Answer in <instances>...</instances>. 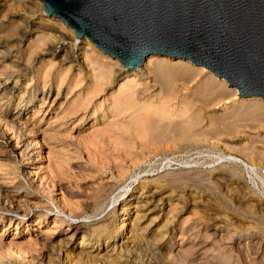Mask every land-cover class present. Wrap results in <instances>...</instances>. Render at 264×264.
<instances>
[{
    "label": "rangeland",
    "instance_id": "374dc122",
    "mask_svg": "<svg viewBox=\"0 0 264 264\" xmlns=\"http://www.w3.org/2000/svg\"><path fill=\"white\" fill-rule=\"evenodd\" d=\"M24 1H26L27 3L25 4L23 2L21 3V1L19 0H0V60H1L0 61V95H1L0 118L6 116L7 114L9 115L13 112L15 113L18 110L23 111L25 110V108L28 107L25 114L28 115L27 116L28 124H30L29 127L33 128V133L32 134L29 133L31 136L28 135L25 136L26 134H24V132L27 131L26 133H28L29 130L22 129V134L24 135L19 136V134H17L18 132L16 133L17 130L15 131V129L8 126L2 119H0V124H1L0 125V179L5 177L17 183L16 187H14L15 190L22 193L25 196V198L29 200L28 204L29 205L31 204L30 206H37L35 209L32 208L31 213L35 211L38 213L44 212L45 214H47L48 217L46 218V222H48V224L45 223L44 225H41V230H46V232L49 233L47 234L48 237L51 239L50 241L52 243V246L50 245L51 243L49 245L43 244L44 241L42 240L38 242L36 241L34 242L33 240L32 241L28 240V237L25 236L24 238L22 237L21 239H19L22 243L10 247V245L7 242L9 240V237H11L10 235H13V233L18 234L23 230L28 231L27 229L30 230V228L29 227L27 228V223L20 224L16 228L15 224L14 225L12 224L13 226L12 225L9 226L8 222L7 223L3 222L0 224V236L4 237L3 242H1L0 239V254L2 253L1 255L2 256L4 255L2 258L6 262V264H41V263L47 264L46 262L49 256H51L50 254H52L53 256L54 253L55 256V254H57L59 251L58 248L60 247H62L63 251H68L69 256L70 254L71 256H74L73 253H75L76 250H74L73 243L74 242L77 243L78 240L80 241L79 238L80 235H78L71 242H69L68 241L69 238H67V236L70 235L69 230H67L69 228L68 224L70 222H78L80 219H81L80 221L83 222L88 221L90 219L87 220L86 217L83 218L81 217L80 219L79 218L77 220L75 219V221L71 219L68 220V216L65 215L71 212V209L69 207L67 206L65 207V211H66L65 213L67 214H64L63 212H61L60 214L56 211V209H54L55 207L53 206L54 205L53 197L56 195V193H59L57 187H55L54 189L55 191H54L51 185L53 184L54 179H55L54 182L56 181L60 182L61 184H63L64 187H66V189L68 188V190L73 192V199L74 200L76 199V201L79 202L75 211L79 214H82L83 216L89 215L90 212L94 211V209L97 206L96 203V198L98 195L97 193H100L103 187L107 188L109 185L111 191L114 192L113 196L117 195L119 201L114 204L112 203V200H109L107 202V205H105V210L98 215L99 217L97 216V218L102 217L110 210H114L113 207L115 206L116 215L114 214V212L109 214L107 216L109 221L117 217V214H119L121 208L120 204L122 200L125 199V197L127 196L126 194H128L131 191V189H134L133 191L135 195L139 194V189L136 187L139 186L138 184L142 181L144 185L146 184L145 195L150 198H153L152 203L150 204V206H148L149 209L151 208V211H149L150 213L148 215L149 217L147 216L144 218L143 226L147 225L149 221H151V219H149L150 217H155L156 218L155 221L157 223L151 228V231H147L146 233L147 238H149L150 240L157 238L156 234L158 233L159 229L161 230L163 229V224L165 223L164 222L165 219H167V217L173 218V216L177 214V210L180 208L178 210V212L181 210L179 212L178 218H176L175 223L171 225V228H175L174 238L172 242H174L173 247L176 248L175 249L176 251L180 249L179 244L181 243V241L179 237L183 226L185 228V229L183 228V232H186V237H187L186 241H188L187 244L184 245L185 248V246L188 245L189 240L195 237V232H194L196 231L195 228H201L203 233H205L207 230H210V232L213 231L212 223L216 222L220 225L218 235L216 236V238H214L215 240L217 239L218 240L209 241L200 251L196 252L194 255L193 254L190 255L189 258H187L189 259L187 260V263L189 262L188 264H209V263L210 264L211 263L212 264L215 263L216 264L218 263L219 264H225V263L226 264H236V263L264 264V215L253 212L247 213L248 211L247 212L245 210L241 211V209L239 210L236 208L235 210L233 204L234 202L231 200L230 197L224 194L219 195V193L217 192L215 193V191L211 189L210 190L203 189L204 185L198 179L186 180L180 178V176L183 175L184 172L189 167H194L196 165V162L204 164L203 166L211 165L209 164L208 160L209 161L212 160V156L215 157L216 150L218 151V149L214 148V146L209 144L210 142L200 141L196 143V141L194 142L188 140L186 141L176 140V141H169L168 143H160V144H142L146 136H144L143 134L140 135L130 130L125 131V128L121 124H117L121 122L123 123V121L127 122L129 118L128 113L126 114V116L128 115L127 117L122 115L118 116L117 119L118 120L121 119L119 121H115V120L111 121L112 115H115V112L113 113L112 111L116 107L112 103L104 111L103 113L105 116L104 118L102 117L94 118L89 116L88 118H84V120L78 124H76V122L84 115L81 109H80L81 111L78 110L79 111L77 112L78 114L77 113L71 115L64 114L63 107L66 106V102L62 105V108L60 107L61 104L66 100L67 97L70 101L77 100L78 98H80L81 95L78 97L79 92L82 91L83 94L87 84L90 83L92 79L91 72L86 69L87 66L84 61L85 57L82 53L83 49H81L83 45V42L81 41L83 38L78 39L77 37H74L75 36L74 34L72 37L70 36V38L58 36V37H54L53 40H51L47 36L48 39L45 38L44 41L46 42V44L44 45L45 46L48 45L47 47L52 46L53 49H50L48 52L45 51L44 54H41L42 50H39L38 47L35 48L33 47L31 49L32 47L31 45L34 46L35 44L34 42H36V39L40 37L41 34L44 36L45 30L37 26L38 25L37 23H40L42 18L48 17L47 19L50 18V20L53 23H57V24H60L61 22H59L58 18L45 15L44 4L41 0H32L31 2L33 3L36 2L35 5H30L31 3L28 4V1L30 2V0H24ZM36 35H38V37H36ZM8 49H10V52L8 51L7 54L2 53V51L5 50L7 51ZM95 50L98 53L99 52L101 54L104 53L101 52L96 47ZM53 52L55 53L54 56L58 55L57 60H60L62 56H65L66 54H70L71 58L73 59V63L75 62L74 68L72 69V71L70 72L67 78L69 83L72 82L70 80L76 79L75 78L76 76L78 77V75L80 74L78 73L79 71L78 68L81 66L83 67V68L81 67L83 70L81 72L82 75L80 74V77L83 79L82 82L83 81L84 82L82 83L83 85L80 84L81 86L74 88L75 93L71 92L70 89H68L69 84L67 82L65 87L62 88V93L57 98L56 102L53 103L52 106H50V104L47 105V107L44 106V108L40 110V113H38V109H39L38 107L41 105V102L37 101L36 99L32 107V104L29 102L30 96L36 92L35 90L37 89L41 90L43 88L44 81H48L49 84L51 83V85L53 86L52 98L54 99L57 96V89L60 86L56 73L58 67L54 69L50 68V71H48V77H46L45 79L42 75L44 71L45 72L47 71L48 65L45 67V64L47 62V59L52 55L51 53ZM28 59H30L31 62ZM108 59L112 60V58L110 57ZM12 63H14L15 65ZM66 64L70 65L71 62L68 60L67 62H65L64 66ZM204 68H203L204 71H209V69H207L206 67ZM121 77L122 75L118 79L116 80L114 79V81L111 80L110 83L108 81L106 84L108 88H106V90L103 91V93L99 97H97V101L104 98H109L110 97L109 95H111L112 92L115 91V89L119 88L120 83H122L126 79L132 78L133 76L132 75L126 76L125 79L123 78L121 79ZM27 87L29 88L27 89ZM183 90L181 92H184ZM243 100H247V98L241 97L238 91L237 95H232L226 98L225 100H223L219 105H217L215 107V112L222 113L224 110L226 111L237 106ZM179 102L181 101H179L178 99L171 100V103L177 106L179 105ZM49 106L51 107L50 109L48 108ZM94 109H95V100L92 102L89 108L90 113H92ZM205 116H207V113L205 114ZM113 121L116 122L117 125H115ZM74 122L76 125L74 124ZM74 125L75 127L72 129ZM8 127L11 130L8 129ZM101 129L104 130L102 131ZM4 130H6V133L4 132ZM9 130L10 132H7ZM117 134L121 136H118ZM251 134L252 136L257 138L263 137L264 129L253 130L251 131ZM136 136H138L139 138ZM9 137L12 138L10 139ZM115 138L116 139L118 138L123 144L125 142V144L131 148L127 147L125 144L124 145L119 144L118 146L114 142ZM32 139L34 140L35 144H37L38 147L37 146L36 147L42 153L41 156L42 158L39 159L38 156L35 154L37 153V151L35 150L34 152L32 151L33 152L32 156L36 159V161H34L35 163L34 168L36 169V171H38L40 170L41 167L42 173L38 171V173L41 175L39 176V179L38 180L36 179L33 183H29L27 179L28 175H27L26 167H28L29 165L31 166L33 164V161L29 159L28 155L26 156L22 155V149H24L25 147L23 146V144H25L26 141ZM142 139L144 140L142 141ZM249 139L250 138H246L244 140V143L245 142L248 143ZM139 142H142L141 143L142 145ZM16 144H18V148H15ZM257 146L259 148H262L264 147V144L257 143ZM123 149L125 151H123ZM128 152H130L134 157L130 155ZM50 153L51 155L56 154L55 157L58 161H55V159L51 160L49 157ZM125 153H127L126 157L124 156ZM65 159L67 160L65 161ZM115 160H119V161L124 160V165H127L129 170L125 174L122 175L118 174V171L115 170L116 168L115 165L119 161L116 162ZM61 161L64 162L65 167L62 164L63 162ZM130 161H132V163ZM36 165L38 166L36 167ZM56 166L59 169L56 168ZM44 167L46 168L44 169ZM79 167L81 169H79ZM261 167L262 165L260 166L258 165L257 170L260 171ZM57 170L61 173V175L60 173H58ZM136 173L139 174V176L140 175L147 176L148 179L136 180L135 179L136 177L134 178L133 176V175H137ZM160 174H165L166 178L168 179L167 181L161 180V182L162 181L167 182L166 184L163 183L164 184L163 186L160 183H158L157 180H154ZM178 176L179 179L177 178ZM244 181L249 182L250 184H254V181L258 182L260 192L263 193L264 195V180H244ZM161 197L163 198V200L161 202H158L159 198ZM205 199L209 201H206ZM154 200H156L157 202ZM36 201H38V204ZM206 202L208 203L210 202V204H215V206L217 207L220 213L219 218L212 220L210 219L209 216L210 212L208 211L204 212L201 210L200 206H202ZM157 203L158 206H156ZM181 203L182 204L184 203L183 204L184 206ZM46 206L47 208H51L52 210L51 211L44 210L46 209ZM148 208L145 209L143 212H147ZM241 208L244 209L243 206ZM227 210L228 212L229 211L230 212L226 213ZM55 214H59L61 217L65 219L67 217V220L59 227L52 226L53 222L51 217H54ZM231 216L234 219H232ZM238 216L240 217V219ZM242 217H246L247 219L244 220L242 219ZM254 219L256 220V223H254L255 222ZM257 222L261 224L259 225ZM207 223H210L208 227H207ZM250 224L254 228L253 227L248 228ZM194 225L195 226L198 225L199 227L197 226L194 228L193 227ZM33 228L34 227L31 226V229ZM87 228L88 227L85 225L81 227V229L83 230ZM152 229H154V231H152ZM100 231L101 234L105 233V230L102 228L100 229ZM40 232L41 231L37 229L34 230V234L37 233L40 234ZM231 233L236 234L233 239H229L231 238ZM5 236H8V238H5ZM102 238H103L102 241L106 240L104 239L106 238L105 234L102 235ZM40 242L42 243V245ZM132 244L133 243H130V245ZM143 244L139 246L140 248H137L136 246H134L135 248L130 247L124 252H122V254L114 253L113 255L114 257L112 256L113 261L111 260L112 264H120V262L121 264H131V263L138 264V260H140V262L143 261V257L144 259L151 257L153 259L154 257V260L156 261V263L154 261V264H177V262H179V264L184 263L179 259L172 260V258L169 256L170 254L168 252V248H164V249L160 248L158 247V245H154L153 242H151L150 245L153 247L154 249L153 251L149 243L148 244L143 243ZM67 245L70 246L66 248ZM31 247L37 249L39 248V249L38 250L32 249L33 250L32 251L30 250ZM40 248L43 249L44 251L41 250ZM156 248L158 249V251H155L157 250ZM53 250L55 252H53ZM204 250H208V253L206 255L204 254L202 255V252ZM20 251L22 252L21 254ZM28 252L31 253L29 254ZM31 254L32 255L37 254L36 255L37 257L34 255L33 256L35 258L34 259L31 257ZM64 255L65 254L62 252V256ZM207 255H209L210 257L209 256L207 257ZM59 261L61 260L59 259ZM60 264H63L62 261Z\"/></svg>",
    "mask_w": 264,
    "mask_h": 264
},
{
    "label": "bare ground",
    "instance_id": "6f19581e",
    "mask_svg": "<svg viewBox=\"0 0 264 264\" xmlns=\"http://www.w3.org/2000/svg\"><path fill=\"white\" fill-rule=\"evenodd\" d=\"M19 1H21V3L23 2L24 4L27 3L24 0H19ZM31 1L32 0H30V2L28 1V4L31 3L30 5H35L36 2L33 3ZM43 4H44L45 15L58 18L59 22L61 23L60 24L53 23L50 20V18L47 19L48 17L42 18L40 23H37L38 24L37 26L45 30L44 36L42 34L40 37L36 35V37L38 38L36 39V42H34L35 44L33 43L34 46L30 44L32 46L31 49L33 47L34 48L38 47L39 50H42V53L41 52L40 53L44 54L45 51L48 52L50 49H53L52 46L47 47L48 45L47 46L44 45L46 44L44 40L45 38H47V36L48 38L53 40L54 37L62 36V37L70 38V36L72 37L75 34L74 37H77L78 39L83 38L81 41L83 42L81 49H83L82 53L85 57L84 61L87 66L86 69L91 72V76H92L91 82L88 81L90 83L87 84L83 94H82V91L79 92L78 97L81 95L80 98H78L77 100L70 101L67 97L66 100L61 104L60 107L62 108V105L66 102V106L63 107L64 109L63 112L65 115L75 114L82 110L84 115L76 122V124L81 123L84 120V118H88L89 116L94 117V118H98V117L104 118L105 117L103 114L104 111L112 103L116 107L112 111L113 113L115 112V115H112L113 118L111 117V121L112 120L119 121L121 119L118 120L117 119L118 116H121V115L126 116V114L128 113L129 114L128 121L127 122L123 121V123L121 122L117 124H121L125 128V131L130 130L140 135L143 134L144 136H146L145 140L142 139V141L144 140L143 143L139 142L140 144L141 143L142 144H160V143H168L169 141H176V140H179V141L188 140V141H194V142L196 141V143L200 141L210 142L209 144L214 146V148L218 149V151L216 150L217 154L215 153V157L212 156V160L210 161L208 160L209 164L211 165L203 166L204 164L196 162V165L194 167H189L184 172V174L180 176V178L186 179V180L187 179H195V180L198 179L205 186V187L203 186V189H206V190L211 189L215 191V193L216 192L219 193V195L224 194L230 197L231 200L234 202L233 203L234 209L236 208L239 210L241 209V211L243 210H245L246 212L248 211L247 213L253 212V213H257V214L260 213L264 215V195L263 193L260 192L258 182L254 181V184H250L249 182L244 181V180H264V147L259 148L257 146V143L264 144V136L257 138V137L252 136L251 134V131L253 130L264 129V96L263 95L255 94V95H250V96H243L239 94L241 97L247 98V100H243L237 106L229 110H226V111L224 110L222 113L215 112V107L217 105H219L226 98L232 95H237L239 91V88L237 86L229 84V80L226 79L225 77L217 75L213 70L207 68L204 65H198L194 63L193 61H191L190 59H185L181 57L175 58L169 55H162L159 53L149 54V56L145 59V61L137 67L126 68L125 63L123 61H121L118 57H113L108 52L104 51L102 48H100L97 45L96 42L90 39L87 35H82L81 37L77 36L76 30H74L73 26L67 24L61 16L48 13L46 11L44 2ZM95 47L98 48L101 52H104L103 53L104 55L101 54L100 52L98 53L95 50ZM8 51L10 52V49H8L7 51L6 50L2 51V53L7 54ZM51 54L52 55L47 59V62L45 64V67L48 65L47 71L46 72L44 71L42 75L45 79L46 77H48V71H50V68L54 69L58 67L56 73H57L60 86L57 89V96L54 99L52 98L53 86L51 85V83L49 84L48 81H44L43 88L41 90H38V89L35 90L36 92L30 96L29 102L32 104V107L36 99L37 101L41 102V105L38 107L39 108L38 113H40V110H42L44 106L47 107V105L49 104L50 106H52L53 103L56 102L57 98L62 93V88L65 87L66 83L68 82L67 80L68 75L70 74V72L72 71L75 65L74 64L75 62L73 63V59L71 58L70 54H66L65 56H62L60 60H57L58 55L54 56L55 55L54 52ZM109 57L112 58V60H109L108 59ZM28 60L31 62L30 59ZM68 60L71 62V64L70 65L66 64L64 66L65 62H67ZM81 67L78 68L80 71V72L78 71V73L80 74L83 70L82 69L83 67L82 68ZM204 67L209 69V71H204L205 69ZM80 74L79 75L76 74L78 75V77L74 76L76 79L70 80L74 84L72 82L71 83L68 82L69 84L68 89H70L71 92H74L75 87L83 85L82 83L84 81L82 82L83 79L80 77ZM121 75H122L121 79L122 78L125 79L126 76H129V75H132L133 77L126 79L125 81L120 83L119 88L115 89V91H113L112 94L109 95L110 96L109 98H104V99L97 101V97H99L103 93V91H105L106 88H108L106 86L107 82L109 81L110 83L111 80L114 81V79L115 80L118 79ZM29 87H27V89ZM183 89H186V90H183ZM182 90L184 92H181ZM172 99H178L179 101H181L179 102L180 106L172 104L171 103ZM94 100H95V109L92 113H90L89 108ZM50 106L48 107L49 109L51 108ZM27 109L28 107L25 108V110L23 111L18 110L15 113L13 112L9 115L7 114L6 116L1 117L0 119H2L8 126L15 129V131L17 130L16 133L18 132L17 134H19V136H22L24 134H26L25 136L27 135L31 136L30 134L33 133V128L29 127L30 124H28V117H27L28 115L25 114ZM206 113H207V116H205ZM114 123L115 125H117L116 122ZM75 125L72 127V129L75 127ZM8 129L10 128L8 127ZM22 129L29 130V132L26 133L27 132L26 131L24 132V134H22ZM6 130H4L5 133H6ZM10 130L7 132H10ZM119 134L117 135L121 136ZM118 138L117 139L115 138V141L114 140L113 141L119 146V144L121 145L123 143H121V141ZM246 138H250L248 143L247 142L244 143V140ZM23 146L25 147L24 149H22V155H25V156L28 155L29 159L33 161V164L31 166L29 165L28 167H26V171L28 175L27 176L28 182L33 183L36 179L37 180L39 179V176H41L38 173V171L41 172L42 168L40 167V170H38L39 169L38 168L37 169L38 171H36V169L34 168L35 166L34 161H36V159L32 156V154L34 150L37 151V153L35 154L40 159L42 158L41 157L42 153L37 148L38 146L37 144H35L33 139L26 141V143L23 144ZM15 148H18V144L15 145ZM124 149L123 151H125ZM128 153L132 155L130 152ZM126 154L127 153H125L124 155L125 157H126ZM55 155H51L50 153L49 157L51 160L55 159V161H58ZM116 159H119V158H116ZM66 160L67 159H65V161ZM115 161L117 162L119 160H115ZM132 161L130 162L132 163ZM62 164L64 165V162ZM258 165L259 166L262 165L260 171L257 170ZM37 166L38 165H36V167ZM80 167L79 169H81ZM115 167H116L115 170H117L118 174L120 175L125 174L129 170L127 165H124V160L122 161L120 160L118 163H116ZM45 168L46 167H44V169ZM56 168L58 167L56 166ZM58 173L60 172L58 171ZM133 176L134 178L136 177L135 178L136 180H147L148 179L147 176H141V175L139 176V174L133 175ZM177 178L179 179V176ZM0 180H1L0 181V209L2 211V212L0 211V224L3 222H6V223L8 222L9 226H11L12 224L13 225L15 224L17 228L18 225L27 223V228L28 227L30 228V230L27 229L28 231L23 230L22 232L18 234L13 233V235H10L11 237H9V240L7 241L10 247L13 245L15 246L17 244L22 243L19 239H21L22 237L24 238L25 236L28 237V240H31V241L33 240L34 242L35 241L38 242L42 240L44 241L43 244L49 245L51 243L50 241L51 239L48 237L49 233L46 232V230H41V225H44L45 223L48 224V222H46V218L48 217L47 214H45L44 212L38 213L35 211L31 213L32 208L35 209L37 206H30L31 204L30 205L28 204L29 200H27V198H25V196L22 193L15 190L14 187H16L17 183L5 177ZM154 180H157L158 183H160L163 186L164 185L163 183L165 184L167 183L164 181H167L168 179L166 178L165 174H160ZM161 180H164V181L161 182ZM172 180H175V179H172ZM54 181H53V184H51L53 187V190L55 189V187H57V190H59V193H56V195L53 197V204H54L53 206L55 207L54 209H56V211L60 214L61 212H63L64 214H67L65 213L66 212L65 207L67 206L71 209V212L69 211L70 213L65 215V216H68V220L71 219L75 221V219L77 220L78 218L80 219L81 217L82 218L86 217L87 220L88 219L90 220L83 222V221H80L81 220L80 219L78 222H70L68 224L69 228L67 230H69L70 235L67 236V238H69L68 239L69 242H71L75 237L80 235L79 236L80 241L78 240V242L76 241L77 243L75 242L73 243L74 250H76V252L73 253L74 256H71V254L69 256V252L63 251L62 247H60L58 248L59 251L57 254H55V256L53 253V256L52 254H50L51 256H49V258L47 257L48 258L46 262L47 264H60L61 261L63 264H112L111 260L113 259L112 256L114 255V253L122 254V252H124L130 247L136 246L137 248H140L139 246H141V244L149 243L150 245L151 242H153L154 245H158V247L160 248H163V249L168 248V252L170 254L169 256L172 258V260L179 259L180 261L184 262L183 264H188L189 262L187 263V260L189 259L187 258H189L190 255L192 254L194 255L196 252L200 251L205 246V244L208 243L209 241L218 240V239L217 240L214 239L218 235V231L220 229V225L218 223L216 222L212 223L213 231L210 232V230H207L205 233H203L201 228H195L198 225L196 226L194 225L193 227L196 230L194 231L195 237L190 239L188 245L185 246L184 248V245H186L188 241H186L187 237H186V232H183V228H184L183 226L180 237H179L181 241V243L179 244L180 249L176 251L175 250L176 248L173 247L174 242H172L174 238L175 228H171V225L175 223L176 218H178L179 212L181 211L180 210L178 212L180 208L177 210V214L174 215L173 218L167 217V219H165L164 221L165 223L163 222L164 224H163L162 230L159 229L157 234L155 232V234L157 235L156 236L157 238H154L153 240L152 239L150 240L149 238H147L146 237L147 231H151V228L157 223L155 221L156 220L155 217H150L149 219H151V221H149L147 225L143 226L144 218L147 217L150 213L149 211H151V208L149 209L148 206H150V204L152 203L153 198H150L145 195L146 184L144 185L142 181L138 184L139 186L136 187L139 189V194L135 195L133 191L134 189H131V191L128 194H126L127 196L125 197V199L122 200L120 204L121 208H120L119 214H117V217L115 216L116 218L115 219L113 218L111 221H109L107 216L111 214L112 212H114V214L116 213L115 206L113 207L114 210H110L108 213H106L102 217L97 218V216L105 210V205H107V202L109 200H112V203L114 204L119 201V198L117 195L113 196L114 192L111 191V188L109 187V185L107 188L103 187L102 190L100 189L101 190L100 193L96 192L98 194V195L96 194L97 195L96 208L94 209V211L90 212L89 215L83 216L82 214H79L75 211L79 202L76 201V199L75 200L73 199V192L68 190V188L66 189V187H64L63 184H61L60 182H57V181L54 182ZM162 200L163 198L161 197L159 198L158 202H161ZM38 201H36L37 204H38ZM206 201H209V200H206ZM47 206H46V209L44 210L51 211L52 209L47 208ZM156 206H158V203L156 204ZM242 206L244 207V209L241 208ZM200 207L202 211L210 212V215H209L210 219L213 220V219L219 218L220 213L217 207L215 206V204H210V202L209 203L206 202ZM147 208H148V211L143 212ZM229 212L228 210L226 211V213H229ZM205 215H208V214H205ZM51 218L53 222L52 223L53 227H59L61 226V224H63L67 220V217L65 219L61 217L59 214H55L54 217H51ZM231 218L234 219L232 216ZM242 219L246 220L247 218L242 217ZM259 222L257 223L259 224ZM254 223H256V220ZM83 225L87 226L88 228L85 230L81 229ZM209 225L210 223H207V227ZM31 226H33L34 228L31 229ZM250 227H253V226H251L250 224L248 228ZM101 228L105 230V233H104L106 236V238H104L106 239L105 241L104 240L102 241L103 239L102 235L104 234L100 233ZM36 229L41 231L40 234L38 233L34 234V230ZM152 231H154V229H152ZM234 233H231V238L229 239L234 238V236L236 235ZM5 238H8V236H5ZM0 239H1V242L4 241L3 236H0ZM130 243H133V244L130 245ZM50 245L52 246V243ZM68 246L70 245H67L66 248H68ZM34 247L33 248L31 247L30 250L37 249ZM152 250L154 251L153 247H152ZM208 250H204L202 252V255L203 254L206 255L208 253ZM155 251H158V249ZM53 252L55 251L53 250ZM62 252L65 254L64 256H62ZM21 253L22 252L20 251V254ZM1 254H0V264H6V262L2 258L4 255L2 256ZM34 255L31 254V257L34 258L33 257ZM208 256L209 255H207V257ZM59 259L61 261H59ZM154 261H155L154 257L153 259L152 257L147 258V259H144L143 257V261L140 262V260H138V264L139 263L140 264H154ZM177 264H179V262H177Z\"/></svg>",
    "mask_w": 264,
    "mask_h": 264
},
{
    "label": "water",
    "instance_id": "95a60500",
    "mask_svg": "<svg viewBox=\"0 0 264 264\" xmlns=\"http://www.w3.org/2000/svg\"><path fill=\"white\" fill-rule=\"evenodd\" d=\"M126 68L151 53L190 59L264 96V0H42Z\"/></svg>",
    "mask_w": 264,
    "mask_h": 264
}]
</instances>
